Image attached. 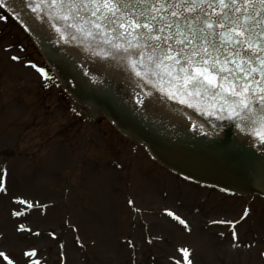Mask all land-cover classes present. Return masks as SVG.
Here are the masks:
<instances>
[{"label": "rangeland", "instance_id": "1", "mask_svg": "<svg viewBox=\"0 0 264 264\" xmlns=\"http://www.w3.org/2000/svg\"><path fill=\"white\" fill-rule=\"evenodd\" d=\"M0 32V103H3L0 151L9 149L14 153L0 156V167L5 165L7 169L9 193L0 195V235L3 234L0 250L7 249L16 259L20 258L18 264H24L22 250L35 247L40 257H46L47 264H58V245L63 242L68 252L67 264H142L152 262V257L154 264L159 261L171 264L162 251L174 254V247L179 245L194 250L196 264H221L219 254H223V264H236L239 259L243 264L260 262L258 252L264 250L261 249L264 247V202L249 199L251 216L237 228L243 244L249 241L256 244L252 251H230L229 240L224 249L229 254L220 247L213 251L215 238L223 243L226 238L221 240L217 235L224 228L214 229L208 223L214 219L237 218L242 213L241 206L247 205L248 200L231 199L228 210L223 197L179 184L157 169L140 148L127 144L101 118L90 119L84 113L77 118L70 113L68 101L57 95L54 88H42L37 73L24 67L25 61H37L15 26L9 21H0ZM5 48L9 51L5 52ZM11 55H18L21 62H12ZM115 157L119 169L112 165L100 171L92 162L104 160L111 165L110 160ZM80 170L81 183L77 181ZM114 181L119 188L113 193ZM65 189L68 194L64 203ZM16 197L40 204L52 203L43 218L40 219L39 213L29 216L31 229L41 232L40 237L15 233V221L10 220L9 212L15 208L11 199ZM127 199L134 201V208L153 212L131 216L135 226L131 232L129 209L132 207L128 202L123 204ZM82 200L88 201L87 215L79 213ZM164 208L177 211L187 220L191 233L158 216L155 209ZM98 214V220L104 222L103 229L96 221ZM70 215L78 224L79 217L86 218L96 232L86 233L82 229L84 252H74L73 235L63 225L65 217ZM49 231L57 233L60 241H50L46 235ZM151 235H154L152 243H147V236ZM156 237L171 243L163 245ZM129 240L134 247L128 245Z\"/></svg>", "mask_w": 264, "mask_h": 264}, {"label": "snow or ice", "instance_id": "2", "mask_svg": "<svg viewBox=\"0 0 264 264\" xmlns=\"http://www.w3.org/2000/svg\"><path fill=\"white\" fill-rule=\"evenodd\" d=\"M34 18L45 19L56 30L64 43L83 48L93 62H116L134 84L138 103L145 104L153 90L167 88L169 98L177 95L211 97L221 101V114L236 122V127L246 135H255L264 141V0H22ZM8 0H0V8ZM0 16V21L5 20ZM25 31L29 29L21 24ZM73 42H76L73 44ZM5 52L9 48L4 49ZM12 62H21L11 55ZM41 77H48L45 69L35 63L26 64ZM90 76L89 72H85ZM91 78V77H90ZM92 83H100L92 79ZM145 89H148L145 91ZM143 93V95H141ZM183 102V101H181ZM191 106V105H190ZM6 170L0 169V195L8 196ZM188 179V177H185ZM221 192H226L224 188ZM18 206L10 215L19 219L31 211L48 209L51 205L28 201L20 197L12 200ZM128 204L133 207L134 201ZM162 216L191 233L187 220L175 211L164 208ZM251 216V208L244 207L239 218H222L211 221L225 225L230 230V247L239 250L240 233L237 226ZM73 232L77 227L69 225ZM17 234L27 233L40 237L23 223L14 229ZM47 235L53 241L59 237L54 232ZM223 237L224 233H219ZM160 237H156L159 239ZM74 245L83 247L80 237L73 238ZM134 247L132 241H127ZM148 243H152L149 240ZM249 251L256 244L249 241ZM195 252L190 247H177L169 257L171 264H195ZM264 264V250L258 252ZM35 247L22 250L24 264H43ZM59 264H67L66 245H58ZM0 264H18L7 249L0 250Z\"/></svg>", "mask_w": 264, "mask_h": 264}, {"label": "water", "instance_id": "3", "mask_svg": "<svg viewBox=\"0 0 264 264\" xmlns=\"http://www.w3.org/2000/svg\"><path fill=\"white\" fill-rule=\"evenodd\" d=\"M8 3L20 12L15 20L29 29L58 74L75 86L73 96L79 103L104 112L123 135L144 142L172 170L235 193L264 197V141L242 133L227 112L222 115L219 99L179 95L172 99L165 88L153 90L141 105L136 96L141 90L134 91L128 74L116 62H93L82 46L64 43L46 19L36 20L22 0ZM4 9L15 15L7 5ZM15 28L41 65L44 61L35 47Z\"/></svg>", "mask_w": 264, "mask_h": 264}]
</instances>
